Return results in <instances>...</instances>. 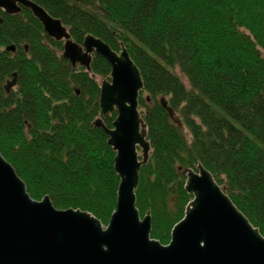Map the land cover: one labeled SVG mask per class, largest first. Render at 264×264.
<instances>
[{"label": "trees", "instance_id": "1", "mask_svg": "<svg viewBox=\"0 0 264 264\" xmlns=\"http://www.w3.org/2000/svg\"><path fill=\"white\" fill-rule=\"evenodd\" d=\"M31 1L75 43L92 35L116 52L123 44L137 66L151 151L135 197L140 217L150 215V237L170 240L192 199L182 171L198 164L264 237V0H97L104 13L73 0ZM0 19V49L16 48L0 50V154L33 200L48 196L58 210L86 211L107 225L119 179L108 137L93 123L100 117L95 77L108 80V64L93 55L89 72L72 68L62 43L26 9L0 10ZM13 73L16 91L6 94ZM115 116L102 118L105 126Z\"/></svg>", "mask_w": 264, "mask_h": 264}, {"label": "water", "instance_id": "2", "mask_svg": "<svg viewBox=\"0 0 264 264\" xmlns=\"http://www.w3.org/2000/svg\"><path fill=\"white\" fill-rule=\"evenodd\" d=\"M73 1L104 13L97 0ZM22 8L41 24L48 38L63 42L61 56L72 68L89 72L93 55L108 64L109 79L100 83L98 105L102 118L116 116L112 128L105 126L102 118L93 125L108 137L119 182L115 209L104 227L89 212L54 208L48 196L33 200L0 154V264H264V237L201 164L183 170L184 191L192 199L183 218L171 229L168 244L150 237V215L140 218L135 197L140 168L151 151L138 110L143 82L137 66L123 44L116 52L92 35L77 44L61 21L35 2L0 0L6 15L19 14ZM5 50L14 52L15 48ZM16 77L13 73L6 81V94L16 86ZM159 103L180 128L167 100L162 97Z\"/></svg>", "mask_w": 264, "mask_h": 264}, {"label": "rangeland", "instance_id": "3", "mask_svg": "<svg viewBox=\"0 0 264 264\" xmlns=\"http://www.w3.org/2000/svg\"><path fill=\"white\" fill-rule=\"evenodd\" d=\"M92 11V10H91ZM93 12V11H92ZM97 12V11H96ZM1 24V23H0ZM74 42V41H73ZM62 45H63V42H61ZM0 50H3V48H1ZM78 67V66H77ZM174 73L180 78L181 82L185 85L186 88H188V83L186 81V79L179 73V71L177 69L174 70ZM11 78H8V80H10ZM95 80L98 84H100L103 80H105L104 78H100V77H95ZM16 91V87H14L13 89H11V92H15ZM139 112L142 111V109H138ZM176 116V115H175ZM101 117V116H100ZM98 117V118H100ZM177 117V116H176ZM97 119V118H96ZM95 119V120H96ZM180 120V119H179ZM181 122V121H180ZM145 124V123H144ZM179 128V127H178ZM180 128H183V125L181 123V127ZM145 130H146V126H145ZM184 132L187 133L186 130H184ZM187 138L189 139V136H187ZM138 156H139V159H142V152L140 149H138ZM183 172V171H182ZM184 216V215H183ZM141 218V217H140ZM183 218V217H182ZM151 220V219H150ZM179 222V221H178ZM106 226V225H105ZM169 242V241H168ZM168 244V243H167ZM166 245V244H165Z\"/></svg>", "mask_w": 264, "mask_h": 264}, {"label": "flooded vegetation", "instance_id": "4", "mask_svg": "<svg viewBox=\"0 0 264 264\" xmlns=\"http://www.w3.org/2000/svg\"><path fill=\"white\" fill-rule=\"evenodd\" d=\"M22 9H24V8H22ZM21 11H22V10H21ZM9 16H11V15H9ZM9 46H14V45H9ZM6 47H8V46H6ZM6 47H5V48H6ZM5 48L3 49L4 51H6ZM14 48H15V46H14ZM15 49H16V48H15ZM6 52H10V51H6ZM14 52H15V50H14ZM14 52H11V53H14ZM7 81H8V80H7ZM5 83H6V82H5ZM3 87H4V86H3ZM3 90H4V88H3ZM10 91H11V90H10Z\"/></svg>", "mask_w": 264, "mask_h": 264}, {"label": "bare ground", "instance_id": "5", "mask_svg": "<svg viewBox=\"0 0 264 264\" xmlns=\"http://www.w3.org/2000/svg\"><path fill=\"white\" fill-rule=\"evenodd\" d=\"M146 133H147V130H146ZM150 154V153H149ZM149 157V156H148Z\"/></svg>", "mask_w": 264, "mask_h": 264}]
</instances>
